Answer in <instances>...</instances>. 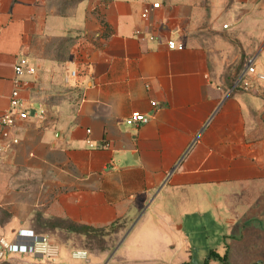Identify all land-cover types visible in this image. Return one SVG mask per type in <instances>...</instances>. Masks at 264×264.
Here are the masks:
<instances>
[{
  "label": "crops",
  "instance_id": "1",
  "mask_svg": "<svg viewBox=\"0 0 264 264\" xmlns=\"http://www.w3.org/2000/svg\"><path fill=\"white\" fill-rule=\"evenodd\" d=\"M52 1L0 0V118L18 60L36 69L23 77L19 144L4 152L0 140V238L11 245L0 264H205L212 251L225 260L207 264H264V81L232 92L247 56L264 75V0H83L71 17ZM133 112L149 123L127 126ZM172 198L199 213L200 236L174 234L183 216L161 210ZM53 220L133 225L95 254ZM30 234L59 256H35Z\"/></svg>",
  "mask_w": 264,
  "mask_h": 264
},
{
  "label": "built area",
  "instance_id": "2",
  "mask_svg": "<svg viewBox=\"0 0 264 264\" xmlns=\"http://www.w3.org/2000/svg\"><path fill=\"white\" fill-rule=\"evenodd\" d=\"M154 9H159L160 5H154ZM136 36H141L140 32H136ZM168 48L171 50H183V47L178 46L175 42H169ZM36 69L33 68L26 58L18 60L15 66V89L10 97L9 111L5 112L0 118V140L10 141L9 144L2 147L4 152L8 151L11 147L19 144L18 137L11 136V131L15 128L18 121L28 120L27 107L24 101L20 97V91L26 83L23 80L25 75H35ZM77 77L76 71L71 72L69 77L65 79L66 83H69L71 79ZM256 79L258 81H264V75L258 74L254 61L251 59L245 67V70L235 81L232 92L241 90L244 93H256V87L252 81ZM149 123V119L140 112H133L126 120V124L129 127H134L142 124ZM32 244L33 254L37 257L43 258L48 261L55 260L60 253V249L51 244L47 237L30 234L28 236ZM11 249L10 243L4 238H0V260L3 259L6 252ZM89 253L87 251H76L72 254V258L75 261H87Z\"/></svg>",
  "mask_w": 264,
  "mask_h": 264
},
{
  "label": "rangeland",
  "instance_id": "3",
  "mask_svg": "<svg viewBox=\"0 0 264 264\" xmlns=\"http://www.w3.org/2000/svg\"><path fill=\"white\" fill-rule=\"evenodd\" d=\"M248 58L250 57L247 56L246 59ZM168 207L171 209L172 213H174L175 216H183L182 221L185 224V229L182 232H175L174 234H177V236L182 234V236L186 235L189 237H193L194 235H196V229L195 231L193 229L204 226V220H201L199 218V213L194 214V210L190 209L189 207L187 208V204L186 206H184V204L181 203V201L177 202L176 199L172 198L171 201H169L163 207H161V210L163 212L165 211L167 212ZM132 225H133L132 223H129L125 226L121 225L118 228V230L107 229L101 232L99 231L97 233L91 234L87 237L82 236L76 239L75 242L77 246H79L80 248L82 247L83 249L88 250L95 254H99L107 250H109L110 253L111 252L113 253L114 250L119 245V243L122 241L123 237L130 230ZM177 236H175V238ZM196 236H200V235L197 234ZM167 240L170 241L171 240L170 237H167ZM198 244L200 245V246L198 245L199 248L195 250L194 247H191V252L189 253L193 256L195 262L196 261L199 262L200 259L203 258V252L205 250L204 241H199ZM185 252L186 255H188V252L186 250ZM185 256H181V257L183 258ZM203 263L204 261H202V264ZM217 264H223V263L218 262Z\"/></svg>",
  "mask_w": 264,
  "mask_h": 264
},
{
  "label": "trees",
  "instance_id": "4",
  "mask_svg": "<svg viewBox=\"0 0 264 264\" xmlns=\"http://www.w3.org/2000/svg\"><path fill=\"white\" fill-rule=\"evenodd\" d=\"M82 1L83 0H54V1L48 3V10L57 16L71 17L74 15V9L72 7L75 6L76 4H79ZM250 60H251V58L244 60V62L241 64V67L239 69V70H241L239 72V74L244 71L246 65L248 64V62ZM54 222H56L57 224L62 225L64 227H67V229H69L70 231L76 232L83 237H87L91 234L99 232V231H94V230H91L88 228L77 227V226L72 225V224H63L62 221H56L55 220ZM119 227L120 226L116 225V226L110 227L109 229L118 230ZM212 258L218 259V260H225V258H221L216 252H213V251L209 255V259H212ZM209 259H208V261H209ZM208 261H206L205 264H207Z\"/></svg>",
  "mask_w": 264,
  "mask_h": 264
}]
</instances>
